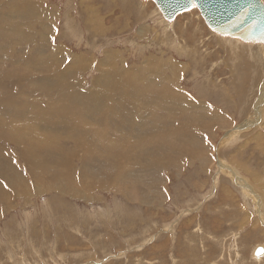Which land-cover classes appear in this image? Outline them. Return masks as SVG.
<instances>
[{"label":"rangeland","instance_id":"1","mask_svg":"<svg viewBox=\"0 0 264 264\" xmlns=\"http://www.w3.org/2000/svg\"><path fill=\"white\" fill-rule=\"evenodd\" d=\"M1 13L10 16L4 27L11 39L0 33V75L17 70L35 86L50 87L54 70L69 73L77 66L74 57L85 56L90 63L64 80L66 89L76 80L86 90L99 77L100 61L106 63V54L115 51L109 63L121 71H135L151 58L185 68L171 86L202 108L195 105L201 110L170 118L155 109L161 120L182 118L192 143L183 142L182 161L165 169L162 178L152 175L149 184L143 182L154 187L132 180L129 188L113 183L115 191H103L91 189V179L83 176L97 172L83 162L89 144L76 148L73 140L54 133L39 151L33 148L40 134L51 131L44 130L55 119L47 109L64 101L48 95L61 93L0 97L20 112L0 114V264H264V251L257 253L264 250V43L218 35L198 9L170 22L152 0H0ZM141 29L147 31L139 34ZM51 47L59 49L51 61L60 62H53L56 69L37 54ZM132 110L114 108L119 111L114 116L137 128L141 117ZM115 126L94 123L93 128ZM192 147L195 154L189 153ZM34 150L39 158H28ZM49 160L55 163L46 168L67 171V186L100 202L88 205L80 197L49 191L25 201V178L34 185L36 164ZM109 168L119 173L122 164ZM46 177L40 179L51 185Z\"/></svg>","mask_w":264,"mask_h":264},{"label":"bare ground","instance_id":"2","mask_svg":"<svg viewBox=\"0 0 264 264\" xmlns=\"http://www.w3.org/2000/svg\"><path fill=\"white\" fill-rule=\"evenodd\" d=\"M21 9L22 11L28 10L26 6H22ZM9 17L7 13L0 14V33H5V39H11L8 30L4 27ZM146 31L147 29H141L139 34H143ZM45 40H47V38H45ZM20 50H23L22 47ZM62 50L61 52L63 53L64 51ZM56 51H59V49L51 47L49 49L39 50L37 54L40 55L46 62V65L50 67V63L54 59L52 56ZM114 52L106 54V63L103 60L100 61L98 65L99 77L93 79V88L86 90L84 89V85L78 83L76 80L71 81V85L74 88L66 89L64 80L66 76H72L71 78H73L82 66L90 63L86 60L85 56L74 57L73 64L76 62L77 66L74 65L71 67V72L67 73L66 70H58L62 78H59L57 70H54L52 74L51 72L53 70L51 71L49 67L40 66V71L52 74V76L49 75V78H51L50 87L35 86L36 81L31 80L26 73H19L17 70L12 72L9 71L10 73H7V75L3 73L0 75V78H2L0 79V97L5 94L12 96L21 93L30 95L49 92L61 93L59 95H48V97H62L64 101L63 103L58 102L54 106L55 109L52 107L47 109V111L50 112V116L55 117V119L52 120L51 124L46 125L44 130L51 131L50 133L45 131L40 134V138L33 143V148L35 147L36 151H39L43 142H46L52 137H56L53 135L54 133H58V139L60 140H73L76 148H86L89 144L92 149L88 152V157L83 162L96 168L97 172L93 174H83V176L91 179L90 187L93 190H114L111 185L113 183H120L129 188L127 183L132 182V180L134 184H141L143 186L145 185L143 184L144 181L148 184L150 183V180L146 178L152 175H157L159 179L162 178L165 169L182 161L180 156L185 151L183 142L191 141L187 139V129L183 125L182 118L177 121L176 118L161 120L155 109L166 112L168 118H170L173 114L178 112L185 114L192 111V109L196 107L195 105L202 108L200 104L192 103L189 98L185 97L179 90L171 86V82L175 81L177 76L180 77L185 68H180L171 61L151 58L146 60V65L137 68L138 70L132 71L131 68H126L124 69L125 71H121L115 67H111L110 63H113L111 57L113 54L115 55ZM73 55L74 54H71V56ZM66 56L67 55L64 57ZM56 57L58 58L59 56ZM64 57L63 60H65ZM53 62L51 64H60L59 61ZM62 66L61 64V67ZM53 67V69H56L55 64ZM16 68L20 69L18 67ZM57 69L59 68L57 67ZM166 71L172 74V79L167 78L169 73ZM22 76L25 78H22ZM149 77L156 78L161 85H155ZM13 106L12 108V106L0 100V114L9 117L20 114L16 109V105ZM61 106L64 109L63 113L60 111ZM128 106L132 107V111L141 117V121L137 128L134 127L136 125L135 122L114 116V113H119V111L115 112L114 108L119 110V108H127ZM122 113H124V111H122ZM67 116H87L88 118L72 119ZM118 116H120V114ZM171 120H173L174 123L177 122L178 125L174 127L173 125L175 124H171ZM94 123L99 125L114 124L116 126L109 129L101 127L93 128ZM121 124L128 126L119 127ZM120 132L125 135L119 134ZM136 132H138L137 135H135ZM29 135L32 137L33 133L30 132ZM134 136L136 137L135 141L133 140ZM67 147L69 146L67 145L62 149V158L66 156ZM189 153L195 154L196 151L192 147ZM205 153L206 150L202 151V157L206 156L207 153ZM26 156L28 158H39L35 150L33 153L27 154ZM206 157H204L203 162L206 160L207 163ZM54 163L55 161L49 160L45 163L36 164L38 179L34 185H31L25 178L26 194L23 195L25 201H30L31 197L44 195V193L49 191L48 193H59L63 196L70 195L72 197H80L81 200L88 205L94 202H100L98 197L95 199L88 198L89 195L86 191H79L67 186V171L64 168L53 170L45 167L51 166ZM119 164H122V170L119 173H115L109 168L110 166H117ZM135 170L138 171V174H133ZM43 174H46V178L50 179L51 185L45 184L44 180L40 179ZM141 185L139 187H141ZM9 187L17 191L14 186L11 185ZM152 187H154V185H145V188L148 189ZM222 192L224 193H222L221 196L224 199L227 197V194L225 191ZM148 193L150 194L151 190ZM127 198L129 199V197ZM140 198L142 197L138 196V199ZM133 200L137 201L136 197H133ZM24 203L27 204L28 202ZM127 206L128 205H126V208L128 210L129 206ZM129 214L131 215V213Z\"/></svg>","mask_w":264,"mask_h":264},{"label":"water","instance_id":"3","mask_svg":"<svg viewBox=\"0 0 264 264\" xmlns=\"http://www.w3.org/2000/svg\"><path fill=\"white\" fill-rule=\"evenodd\" d=\"M152 1L170 22L184 12L198 9L207 26L218 35L247 43H264V0ZM261 252L260 248L257 253Z\"/></svg>","mask_w":264,"mask_h":264},{"label":"crops","instance_id":"4","mask_svg":"<svg viewBox=\"0 0 264 264\" xmlns=\"http://www.w3.org/2000/svg\"><path fill=\"white\" fill-rule=\"evenodd\" d=\"M74 208V207H73ZM76 212H77V214H79V210L78 209H76Z\"/></svg>","mask_w":264,"mask_h":264},{"label":"snow or ice","instance_id":"5","mask_svg":"<svg viewBox=\"0 0 264 264\" xmlns=\"http://www.w3.org/2000/svg\"><path fill=\"white\" fill-rule=\"evenodd\" d=\"M195 6V5H194Z\"/></svg>","mask_w":264,"mask_h":264}]
</instances>
